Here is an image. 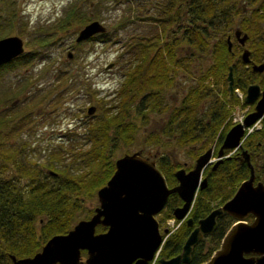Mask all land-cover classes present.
Masks as SVG:
<instances>
[{"label":"trees","instance_id":"16d2710c","mask_svg":"<svg viewBox=\"0 0 264 264\" xmlns=\"http://www.w3.org/2000/svg\"><path fill=\"white\" fill-rule=\"evenodd\" d=\"M254 1L155 0L151 4L154 16L148 18L154 25L149 35L140 34L128 42L117 81L107 94L111 97L98 103V113L83 115L77 134L66 132L65 143L46 147L42 153L19 140H1L19 129L13 122L20 111L10 108L13 103H3L7 96L0 98V131L4 129L0 133V264H12L10 254H33L50 235L67 231L79 219L83 201L91 199L113 171L115 148L121 141H134L137 121H146L149 113L157 115V122L143 136V146L157 145L148 155L170 185L179 165L172 150L170 159L163 146L183 148L193 158L212 139L219 143L231 125L227 118L231 106L238 102L234 94L227 98V66H232L233 87L243 92L249 83L264 80V72L239 63L238 49L234 45L228 48L224 39L236 18L240 27L249 29L242 5ZM252 53L253 60L261 57ZM232 55H236L234 63ZM206 57L208 64L203 62ZM182 75L188 83L181 85L178 100H168V90L176 88ZM209 77L213 82L209 83ZM242 146L250 152L256 179L264 183L263 128L248 132ZM248 173L247 164L232 156L224 157L213 169L206 167V183L196 191L189 211L193 221L230 197ZM179 202L178 196L170 193L159 219L170 217L172 206ZM89 211L92 209H87L85 217ZM233 221L226 213L218 217L215 229L192 246L189 261L179 264H199L207 259ZM104 228L95 226L96 230ZM189 229L180 221L163 239L158 255L177 253Z\"/></svg>","mask_w":264,"mask_h":264},{"label":"water","instance_id":"95a60500","mask_svg":"<svg viewBox=\"0 0 264 264\" xmlns=\"http://www.w3.org/2000/svg\"><path fill=\"white\" fill-rule=\"evenodd\" d=\"M97 19H91L78 28L75 41L87 39L95 33L105 31ZM243 40V37L240 38ZM229 46V42H227ZM23 50L22 38L16 34L0 37V65L8 62ZM247 49L241 56L247 60ZM72 56L70 50L65 52ZM111 63H107L109 66ZM264 59L252 68L260 70ZM227 89L231 92L232 73L226 71ZM244 102H253L241 122L233 123L225 131L216 150L212 167L227 154L224 150L239 149V161H245L249 173L236 186L234 192L221 204L212 207L193 223L187 215L197 188H202L206 177L204 166L209 162L211 148L199 153L190 168L178 167L173 171L176 182L167 185L157 168L155 160L140 149L122 152L114 158V169L95 190L97 204L87 217L77 219L63 233L50 235L40 248L29 256L15 257L10 254L12 264H147L159 248L167 228L160 232L155 214L164 206L167 196L176 193L182 203L172 208L175 219L191 226L180 250L170 256H158L156 264H179L188 262L192 246L216 227V219L224 213L234 221L226 228L218 246L209 257L199 264H264V183L255 180L248 152L242 148L244 128L261 119L264 129V82L249 83L245 87ZM94 104L86 106V113L94 111ZM49 172L54 173L49 170ZM251 215L245 220L246 215ZM105 226L95 230V226ZM84 250V255L81 254Z\"/></svg>","mask_w":264,"mask_h":264},{"label":"rangeland","instance_id":"374dc122","mask_svg":"<svg viewBox=\"0 0 264 264\" xmlns=\"http://www.w3.org/2000/svg\"><path fill=\"white\" fill-rule=\"evenodd\" d=\"M155 0H0V37L16 34L23 40V51L0 65V98L12 110L20 111L13 124L19 129L1 140L8 143L22 141L42 153L52 145L65 143V133L75 132L86 114L88 104L108 100L117 81L121 62L127 56L128 42L140 34H147L153 24L151 4ZM96 18L106 30L83 41H74L76 30L88 20ZM72 52L70 58L65 51ZM236 55H232L234 59ZM209 57L204 59L208 64ZM107 63H111L106 66ZM68 77L65 78V73ZM179 79V77H178ZM60 81V82H59ZM187 76H180L178 85L168 90V100H178L181 85ZM209 83L213 80L208 78ZM59 83V84H58ZM214 86V84H213ZM247 109L243 104L239 111ZM157 115L152 112L146 121L138 120L136 136L131 144L119 142L113 157L122 152L140 149L150 154L155 144L144 145L143 136L156 125ZM261 121L255 123L258 127ZM4 132V129L0 133ZM146 144V143H145ZM171 150L174 160L191 162L183 148L163 146ZM175 152V153H174ZM215 201L212 202V205ZM77 218H83L87 209L97 204L96 196L83 201ZM92 212V211H91ZM89 211V213H91ZM158 226L168 225V219L159 220ZM245 219L248 220L247 215ZM208 246L207 240L205 247ZM84 253V252H82Z\"/></svg>","mask_w":264,"mask_h":264},{"label":"flooded vegetation","instance_id":"af4514ba","mask_svg":"<svg viewBox=\"0 0 264 264\" xmlns=\"http://www.w3.org/2000/svg\"><path fill=\"white\" fill-rule=\"evenodd\" d=\"M261 2H262V0H256V1H254V3L252 5H245V4L242 5V12L246 13L247 16H248V19L246 20V24H248V27H249L248 30L249 31L245 30L242 27H240L239 24H238L237 18H236L235 22L227 29V31L224 34V39L227 42H229V46L227 45V47L230 48L231 45H234L238 49V60H239V63L241 62L244 68L250 67V69L252 71H256V72H264V67H262L260 70H255V69L252 68V64H258L264 59V54L262 53V51H264V1L262 3ZM253 9H256V12H253ZM241 37H243L242 41L240 40ZM245 48L248 51V53H247V58L248 59L247 60H243V58L241 56V52ZM252 52H254L256 55H261V57L259 59H257V60L251 59L250 55H253ZM234 59L232 60V63H234ZM227 68H228V66H227ZM231 73H232V66H231ZM224 81H225V89L227 91V98L230 95H232V94H234L237 97V99H238V95H241V97H242V95H243L242 90L237 87L238 90H240L242 92V93H238L234 89L235 87H233V73H232V83H231L232 90H231V92H229L228 89H227V81L225 79H224ZM263 82H264V80L260 83V85H262ZM256 83L259 84V82H256ZM253 104H254V101H253ZM253 104L250 103L251 106ZM237 105H239V101L237 103H234L231 106V109H233ZM218 133H219V130L217 132V135H218ZM222 137H223V135H222ZM222 137H221V140L219 141L218 144L216 143V138H214V139H212L211 142H209V144H207L205 146L204 149L200 150L197 153V155H198L199 153L203 152L206 148H209V147L211 148L209 162L204 166L203 170L206 167H209V168L213 169L219 163L218 162L216 165H214L212 167V163L215 160L216 150H217V148L219 147V145H220V143L222 141ZM195 146H197V145L194 144L192 147L195 148ZM246 151L248 152V159H249L250 158V152H249L248 149H246ZM226 154L227 155L225 157L232 156L233 158L237 159L238 163L245 162V161H239L240 158H238V157L240 155H239V149L238 148L230 150V151L226 152ZM195 157H193V158L191 157V159H192L191 162H185V161L178 162L176 160H175V162L178 163V165H179L178 167H182L185 170H187L188 168L191 167ZM223 158H224V156L222 157V159ZM178 167H176L175 169H177ZM203 170H202V176L205 175V174H203ZM175 182H176V180H175ZM174 183H172V184H174ZM167 185H170V184L167 183ZM198 189L199 188H197V190ZM178 198H179L180 202L178 204H176V205H180L182 203V200L180 199L179 196H178ZM176 205H174V206H176ZM174 206H172V208ZM190 208H191V206H190ZM189 211H190V209H189ZM187 215H190L189 212H188ZM192 224H195V222L193 221ZM189 227L191 228V226H189Z\"/></svg>","mask_w":264,"mask_h":264},{"label":"built area","instance_id":"2783aa9c","mask_svg":"<svg viewBox=\"0 0 264 264\" xmlns=\"http://www.w3.org/2000/svg\"><path fill=\"white\" fill-rule=\"evenodd\" d=\"M238 119L240 118V116H238L237 117ZM154 259H155V257L150 261V263L149 264H153V262H154Z\"/></svg>","mask_w":264,"mask_h":264}]
</instances>
